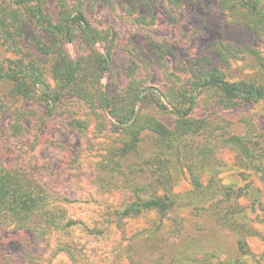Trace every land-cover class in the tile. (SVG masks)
I'll return each mask as SVG.
<instances>
[{
    "label": "trees",
    "instance_id": "obj_1",
    "mask_svg": "<svg viewBox=\"0 0 264 264\" xmlns=\"http://www.w3.org/2000/svg\"><path fill=\"white\" fill-rule=\"evenodd\" d=\"M117 1L129 23L141 29L154 24L155 3L174 25L172 9L185 3ZM103 2L112 6V0H0V131L4 134L0 141V248L17 241L19 234H31L38 243L53 237L55 255L64 253L71 261L84 264L87 242L108 239L114 227L121 229L125 221L149 214L163 222L185 208L204 209L227 227L221 223L227 211H219L220 201H214L221 188L216 189L213 178L206 185L201 182L203 173L215 164V151L231 149L250 166L254 162L258 169L264 166V134L250 120L234 125L221 115L200 119L194 115L198 108L264 107V60L252 53L256 74L229 81L211 61L197 59L186 64L187 79L180 80L167 70L166 58L174 57L170 47L152 42L150 50L164 71L162 89L138 78V54L126 60L119 80L104 85L117 34L97 28L85 11ZM219 7L231 21L264 38V0H220ZM140 8L143 15L135 16ZM76 42L83 52L73 59L67 45ZM212 51L225 67L238 59L239 52L228 44L214 45ZM240 51L249 54L247 49ZM62 115L65 120H60L80 139L85 153L99 155L93 177L97 189L122 196L120 203L110 205L89 226L68 218L58 207L54 184L37 177L36 163L27 155L32 144L51 135ZM159 115L170 116L173 127L163 125ZM146 146L152 147L143 155ZM14 153L20 158H14ZM172 160L179 161L188 173L192 189L186 194L173 191ZM59 163L68 173L74 172L75 164H65L63 159ZM204 199L206 205L198 206L196 202ZM155 245L145 243L141 249H155ZM32 261L30 256L23 264ZM0 264H4L1 259Z\"/></svg>",
    "mask_w": 264,
    "mask_h": 264
},
{
    "label": "rangeland",
    "instance_id": "obj_2",
    "mask_svg": "<svg viewBox=\"0 0 264 264\" xmlns=\"http://www.w3.org/2000/svg\"><path fill=\"white\" fill-rule=\"evenodd\" d=\"M182 1L185 2L182 7L172 9L175 25L164 17L161 5L155 3V22L143 26V29L129 23L117 0H112V6L103 2L94 9L86 7V14L93 25L117 34L115 50L109 58L110 72L103 76L102 84L119 80L118 74L126 60L131 58V54H138V78L154 89H162L164 71L158 57L150 50L152 42L170 47L174 57L166 58L167 70L180 80L187 79L186 64L197 59L211 61L213 66L225 72L229 81L256 74L252 53L264 60L263 37L227 18L220 10V0ZM143 13L140 8L134 15L142 16ZM219 44H228L239 52L238 59L231 60L230 67L221 64L212 51L213 46ZM245 49L249 54L240 51ZM67 51L75 59L82 54L83 48L76 42L67 45ZM101 52L108 59L105 51L101 49ZM70 110L74 111L72 107ZM209 114L224 116L234 125L250 120L257 131L264 134L262 104L230 111L198 108L194 115L200 119ZM64 117H58L51 135L45 141L32 144L27 155L32 156L36 163L37 177L50 186L54 184L59 198L58 207L66 211L68 218L82 220L89 226L91 220H99L110 205L120 203L122 196L116 191L103 193L97 189L93 177L99 155L94 154L96 151L85 153L80 139L60 120H65ZM159 120L167 128L173 127L170 116L159 115ZM3 121L8 124L9 118L5 117ZM3 137L0 131V141ZM151 147L146 146L143 155ZM215 154V164L203 173L201 182L206 185L213 178L216 189L221 188L214 201H220L219 211H227L226 219L221 221L227 227L211 219L204 209L185 208L170 214L163 222L149 214L125 221L121 229L114 227L108 239L101 237L96 242H87L83 251L87 256L86 260L82 259L84 264H264V166L258 169L255 162L250 166L231 149L220 148ZM13 157L20 158L15 153ZM60 159L65 160V164H75L72 174L60 167ZM72 159H76V163ZM170 167L174 193L190 192L192 188L183 165L172 160ZM206 200L196 203L204 206ZM155 226H158L157 235L153 234ZM79 235L75 232V236ZM53 240V237H48L38 243L31 234H19L17 241L0 248V259L4 264H23L33 256L31 264H77L64 253L55 255ZM145 243H156V248L142 251Z\"/></svg>",
    "mask_w": 264,
    "mask_h": 264
}]
</instances>
